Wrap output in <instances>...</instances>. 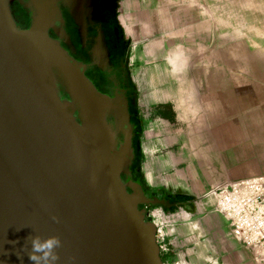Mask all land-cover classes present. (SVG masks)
Returning <instances> with one entry per match:
<instances>
[{"label": "water", "instance_id": "water-1", "mask_svg": "<svg viewBox=\"0 0 264 264\" xmlns=\"http://www.w3.org/2000/svg\"><path fill=\"white\" fill-rule=\"evenodd\" d=\"M49 4L18 28L0 0V264H32L37 235L60 238L56 264H163L156 224L139 208L156 201L140 185L126 189L131 149L125 142L113 152L102 116L118 105L49 35ZM53 72L75 102L60 98Z\"/></svg>", "mask_w": 264, "mask_h": 264}, {"label": "crops", "instance_id": "crops-1", "mask_svg": "<svg viewBox=\"0 0 264 264\" xmlns=\"http://www.w3.org/2000/svg\"><path fill=\"white\" fill-rule=\"evenodd\" d=\"M198 1L117 0L116 24L126 41V65L141 121L137 137L141 176L151 191L160 193L157 202L176 205L170 212L160 207L162 211L153 218L164 232L160 254L168 255L171 264H261L214 209L209 190L220 177L207 161L213 153L199 146L210 137L198 113V93L206 110H219L218 102L228 100L224 96L229 95L230 79H234L232 65L246 87L249 58L231 52L230 43L219 53L212 41H197L196 32L208 30L202 23L192 29L198 21ZM184 23L189 25L188 33L181 31ZM188 47V52L181 53V48L184 52ZM258 173L263 172L247 175Z\"/></svg>", "mask_w": 264, "mask_h": 264}, {"label": "rangeland", "instance_id": "rangeland-1", "mask_svg": "<svg viewBox=\"0 0 264 264\" xmlns=\"http://www.w3.org/2000/svg\"><path fill=\"white\" fill-rule=\"evenodd\" d=\"M197 4L200 7L195 14L198 21L192 24V29L195 24L198 26L200 23L208 28L201 29L200 33L196 32L197 41H212L219 53H222L221 48L225 44L230 43L231 52H242L249 58L245 63L246 87L236 72L237 67L232 65L234 79H230L229 95L224 96L228 100L218 102L219 110H206L201 99L203 95L198 93V113L204 118L205 130L210 137V141H205L202 145L199 143V146L204 145L209 153H213V157H207V161L216 176L220 177L218 182L241 177L252 171L264 172V0H199ZM182 27L185 28L181 29L183 33L189 32V25L184 23ZM173 41L177 42V38ZM197 48L201 52L205 50V46ZM188 49L189 47L183 52L181 48V53L188 52ZM219 65L221 70V63ZM218 81L224 80L219 78ZM243 88L245 92H240ZM227 122L229 125H225ZM155 207L159 209L154 210ZM160 207L162 206L151 204L142 210L139 205L145 218L152 221L157 217L156 212L162 211ZM151 209L154 214L150 215ZM173 210L174 208L167 211ZM161 258L163 264L173 262L168 260L166 254L165 257L161 255Z\"/></svg>", "mask_w": 264, "mask_h": 264}, {"label": "flooded vegetation", "instance_id": "flooded-vegetation-1", "mask_svg": "<svg viewBox=\"0 0 264 264\" xmlns=\"http://www.w3.org/2000/svg\"><path fill=\"white\" fill-rule=\"evenodd\" d=\"M51 20L48 32L79 64L96 92L118 106L103 110V119L112 130L113 152L127 142L131 149L121 176L130 192L140 185L144 197L159 200L160 193L151 191L141 176L140 150L137 137L141 121L134 104V87L126 65V41L116 24L117 0H48ZM44 0H8L12 16L19 28H28L38 4ZM53 86L62 100L75 102L63 78L54 73ZM72 112L81 121L78 105ZM125 129V130H123ZM154 201L139 203L142 210Z\"/></svg>", "mask_w": 264, "mask_h": 264}, {"label": "built area", "instance_id": "built-area-1", "mask_svg": "<svg viewBox=\"0 0 264 264\" xmlns=\"http://www.w3.org/2000/svg\"><path fill=\"white\" fill-rule=\"evenodd\" d=\"M210 192L214 209L229 224L234 238L254 261L264 264V172L217 182ZM156 236L163 244L164 232L159 226Z\"/></svg>", "mask_w": 264, "mask_h": 264}, {"label": "clouds", "instance_id": "clouds-1", "mask_svg": "<svg viewBox=\"0 0 264 264\" xmlns=\"http://www.w3.org/2000/svg\"><path fill=\"white\" fill-rule=\"evenodd\" d=\"M61 243L58 236H49L46 239H42L38 235L33 236L31 238L32 251L28 254V258L32 264H56L59 259L56 249L60 247Z\"/></svg>", "mask_w": 264, "mask_h": 264}, {"label": "trees", "instance_id": "trees-1", "mask_svg": "<svg viewBox=\"0 0 264 264\" xmlns=\"http://www.w3.org/2000/svg\"><path fill=\"white\" fill-rule=\"evenodd\" d=\"M137 144H138V138H137ZM154 205H159V206H163L165 209H173L175 208V205H167V204H164V203H160V202H157L155 203Z\"/></svg>", "mask_w": 264, "mask_h": 264}]
</instances>
